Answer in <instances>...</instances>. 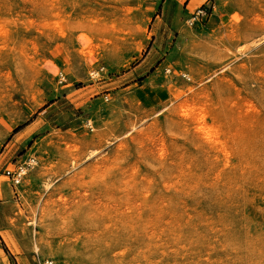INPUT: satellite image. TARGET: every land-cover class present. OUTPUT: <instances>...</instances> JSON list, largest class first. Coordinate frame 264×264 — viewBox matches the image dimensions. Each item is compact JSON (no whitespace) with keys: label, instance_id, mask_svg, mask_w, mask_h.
Instances as JSON below:
<instances>
[{"label":"rangeland","instance_id":"374dc122","mask_svg":"<svg viewBox=\"0 0 264 264\" xmlns=\"http://www.w3.org/2000/svg\"><path fill=\"white\" fill-rule=\"evenodd\" d=\"M48 258L264 264V0H0V264Z\"/></svg>","mask_w":264,"mask_h":264},{"label":"built area","instance_id":"2783aa9c","mask_svg":"<svg viewBox=\"0 0 264 264\" xmlns=\"http://www.w3.org/2000/svg\"><path fill=\"white\" fill-rule=\"evenodd\" d=\"M198 14H205V12H204V10L203 9H200L199 10V12H198ZM11 173V172H10ZM21 173L20 174H18L17 176H15V181L17 182V183H19L20 182V178H21ZM41 264H57L56 263V261L55 260H53V259H51V258H48V259H44V260H42V262H41Z\"/></svg>","mask_w":264,"mask_h":264},{"label":"crops","instance_id":"0c3cea01","mask_svg":"<svg viewBox=\"0 0 264 264\" xmlns=\"http://www.w3.org/2000/svg\"><path fill=\"white\" fill-rule=\"evenodd\" d=\"M225 15H226V16H229L230 14H229V13H228V14H227V13L224 14V18H223V19H227V17H226Z\"/></svg>","mask_w":264,"mask_h":264},{"label":"bare ground","instance_id":"6f19581e","mask_svg":"<svg viewBox=\"0 0 264 264\" xmlns=\"http://www.w3.org/2000/svg\"><path fill=\"white\" fill-rule=\"evenodd\" d=\"M25 172V171H24Z\"/></svg>","mask_w":264,"mask_h":264},{"label":"trees","instance_id":"16d2710c","mask_svg":"<svg viewBox=\"0 0 264 264\" xmlns=\"http://www.w3.org/2000/svg\"><path fill=\"white\" fill-rule=\"evenodd\" d=\"M17 131V130H16Z\"/></svg>","mask_w":264,"mask_h":264}]
</instances>
